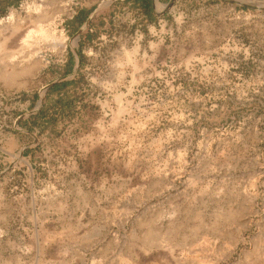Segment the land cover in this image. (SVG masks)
<instances>
[{"label": "rangeland", "instance_id": "1", "mask_svg": "<svg viewBox=\"0 0 264 264\" xmlns=\"http://www.w3.org/2000/svg\"><path fill=\"white\" fill-rule=\"evenodd\" d=\"M234 1L0 10V264H264V0Z\"/></svg>", "mask_w": 264, "mask_h": 264}, {"label": "crops", "instance_id": "2", "mask_svg": "<svg viewBox=\"0 0 264 264\" xmlns=\"http://www.w3.org/2000/svg\"><path fill=\"white\" fill-rule=\"evenodd\" d=\"M19 1L20 0H0V10H6L16 5Z\"/></svg>", "mask_w": 264, "mask_h": 264}, {"label": "bare ground", "instance_id": "3", "mask_svg": "<svg viewBox=\"0 0 264 264\" xmlns=\"http://www.w3.org/2000/svg\"><path fill=\"white\" fill-rule=\"evenodd\" d=\"M34 22V21H33ZM48 23V22H47ZM37 24H39V23H37ZM36 26V25H35ZM36 30L37 31H40V32H43L42 34L44 35V37H47L48 35H50L49 33L47 34V33H45V30L43 31V27H42V25L40 26H37V28H36ZM51 31V30H50ZM30 32H32V30L30 31ZM29 32V33H30ZM26 33H28V32H26ZM53 35V34H52ZM28 37H30V36H28ZM11 38V37H10ZM26 38H27V36L24 38V40L23 41H25L26 42ZM63 38V37H62ZM42 39V38H41ZM54 39H55V37H54ZM63 40V39H62ZM27 45V44H26ZM15 55V54H14Z\"/></svg>", "mask_w": 264, "mask_h": 264}, {"label": "water", "instance_id": "4", "mask_svg": "<svg viewBox=\"0 0 264 264\" xmlns=\"http://www.w3.org/2000/svg\"><path fill=\"white\" fill-rule=\"evenodd\" d=\"M230 1H232V2H234V3H236V4H240V5H242V6L251 7L249 4H247V3H245V2H237V1H234V0H230Z\"/></svg>", "mask_w": 264, "mask_h": 264}]
</instances>
